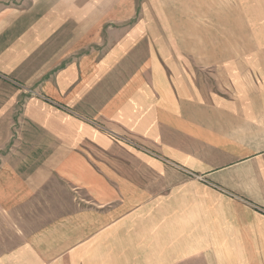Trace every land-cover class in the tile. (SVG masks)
<instances>
[{
	"label": "crops",
	"instance_id": "0c3cea01",
	"mask_svg": "<svg viewBox=\"0 0 264 264\" xmlns=\"http://www.w3.org/2000/svg\"><path fill=\"white\" fill-rule=\"evenodd\" d=\"M98 2L0 0V264H264V0Z\"/></svg>",
	"mask_w": 264,
	"mask_h": 264
},
{
	"label": "rangeland",
	"instance_id": "374dc122",
	"mask_svg": "<svg viewBox=\"0 0 264 264\" xmlns=\"http://www.w3.org/2000/svg\"><path fill=\"white\" fill-rule=\"evenodd\" d=\"M115 0H99V4L101 7H107L109 8L111 6V3ZM123 1V10L124 12L129 11L132 8L138 7L139 9H143L146 4V0H122ZM144 10V9H143ZM138 17V15H137ZM140 17V16H139Z\"/></svg>",
	"mask_w": 264,
	"mask_h": 264
}]
</instances>
